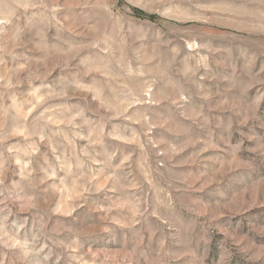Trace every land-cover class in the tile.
Here are the masks:
<instances>
[{
  "label": "rangeland",
  "instance_id": "obj_1",
  "mask_svg": "<svg viewBox=\"0 0 264 264\" xmlns=\"http://www.w3.org/2000/svg\"><path fill=\"white\" fill-rule=\"evenodd\" d=\"M0 264H264V0H0Z\"/></svg>",
  "mask_w": 264,
  "mask_h": 264
}]
</instances>
